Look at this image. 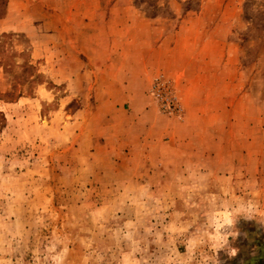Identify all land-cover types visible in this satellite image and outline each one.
Listing matches in <instances>:
<instances>
[{
  "label": "rangeland",
  "instance_id": "374dc122",
  "mask_svg": "<svg viewBox=\"0 0 264 264\" xmlns=\"http://www.w3.org/2000/svg\"><path fill=\"white\" fill-rule=\"evenodd\" d=\"M259 234L264 0H0V264H252Z\"/></svg>",
  "mask_w": 264,
  "mask_h": 264
},
{
  "label": "crops",
  "instance_id": "0c3cea01",
  "mask_svg": "<svg viewBox=\"0 0 264 264\" xmlns=\"http://www.w3.org/2000/svg\"><path fill=\"white\" fill-rule=\"evenodd\" d=\"M134 39V38H133ZM135 40V39H134ZM202 75H200V74H197L196 76H195V78H192L191 79V81H185V87L186 86H188V85H190V86H192L193 85V82H194V80L196 79L197 80V78L199 77H201ZM195 80V81H196ZM189 86V87H190ZM202 86V85H201ZM185 96H186V98H185V100H184V102H188V104L186 105V107H187V110H186V116H185V122L184 123H181V124H178V127L179 126H185V127H187L188 128V126L189 127H191L192 126V124L193 125H195L196 124V121H195V119L194 120H191V119H193V118H197V120H201L204 116L203 115H201V114H203V113H201V112H195V113H193L192 111H191V107H192V104H193V102H191L190 101V105H189V97H190V95H189V92H186V94H185ZM184 98V97H183ZM212 116H214V115H212ZM139 117V119L140 120H143V118L141 117V116H138ZM192 121H194V122H192ZM149 126H150V124H149ZM195 131V127L193 128V132ZM173 133L174 134V130H171L169 133ZM176 134V133H175ZM177 136V135H176ZM175 136V137H176ZM174 137V138H175ZM177 141H179V139H177ZM175 143V142H174ZM119 147H123V146H120L119 145ZM182 147H183V145H182ZM190 147H194V146H190ZM258 250H260V249H258ZM261 260V261H260ZM253 261V260H252ZM252 264H264V257H261V256H258V258H257V260H256V262H253Z\"/></svg>",
  "mask_w": 264,
  "mask_h": 264
},
{
  "label": "trees",
  "instance_id": "16d2710c",
  "mask_svg": "<svg viewBox=\"0 0 264 264\" xmlns=\"http://www.w3.org/2000/svg\"><path fill=\"white\" fill-rule=\"evenodd\" d=\"M260 236H258L256 238V242L260 245V248L259 249H264V241L260 238H264V234H259ZM251 260L253 261H256L257 259L256 258H251Z\"/></svg>",
  "mask_w": 264,
  "mask_h": 264
},
{
  "label": "built area",
  "instance_id": "2783aa9c",
  "mask_svg": "<svg viewBox=\"0 0 264 264\" xmlns=\"http://www.w3.org/2000/svg\"><path fill=\"white\" fill-rule=\"evenodd\" d=\"M170 100H173V98L171 97ZM173 102V101H172ZM174 103V102H173ZM175 104V103H174Z\"/></svg>",
  "mask_w": 264,
  "mask_h": 264
},
{
  "label": "clouds",
  "instance_id": "9594fccd",
  "mask_svg": "<svg viewBox=\"0 0 264 264\" xmlns=\"http://www.w3.org/2000/svg\"><path fill=\"white\" fill-rule=\"evenodd\" d=\"M233 255H234V253H233Z\"/></svg>",
  "mask_w": 264,
  "mask_h": 264
}]
</instances>
